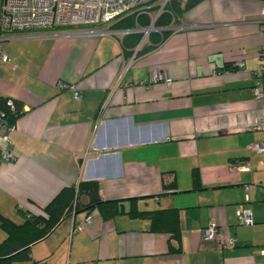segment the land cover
I'll return each mask as SVG.
<instances>
[{
	"label": "crops",
	"instance_id": "crops-1",
	"mask_svg": "<svg viewBox=\"0 0 264 264\" xmlns=\"http://www.w3.org/2000/svg\"><path fill=\"white\" fill-rule=\"evenodd\" d=\"M262 7L264 0H200L141 54L147 36L134 43L114 24L142 9L91 26L0 28V95L22 107L13 125H0V216L20 224L80 180L97 182L96 197L121 209L87 211L82 193L80 205L30 245L33 259L264 264V151L248 150L264 138L256 127L264 100L253 93ZM97 28L113 33L85 32ZM154 70L163 76L152 81ZM241 207L252 223L238 221ZM155 209H175L178 241L136 214ZM211 222L220 237L205 240ZM6 237L0 223V242Z\"/></svg>",
	"mask_w": 264,
	"mask_h": 264
},
{
	"label": "trees",
	"instance_id": "trees-1",
	"mask_svg": "<svg viewBox=\"0 0 264 264\" xmlns=\"http://www.w3.org/2000/svg\"><path fill=\"white\" fill-rule=\"evenodd\" d=\"M200 0H169L161 12L152 17L150 10H141L120 17L114 25L123 29H130V35L135 37L134 43L142 36V32L137 28L147 27L154 19V26L159 30H152L148 33V42L138 49L137 54L152 49L163 39H165L172 29L165 28L171 26L181 15L197 4ZM137 29V30H136ZM10 31V30H6ZM136 31V32H135ZM8 97L0 95V125L11 126L16 118L21 114L22 107L18 101L12 100V105L8 104ZM99 185L94 181L80 180L76 186L62 188L52 200L46 204L40 213L30 214L26 219L16 224L9 219L0 216L1 226L6 230L7 237L0 242V264H44L41 260L33 259L30 254V245L46 236L59 220L69 211L75 210L81 203V194L86 193L89 200L82 204V208L89 211L97 206L108 215L120 212L116 206V200H100L96 197ZM104 216H105V212ZM150 218V230L171 231V239L178 241V230L176 224L175 209H155L141 210L136 214ZM106 214V216H108ZM170 250H179L178 245L169 242Z\"/></svg>",
	"mask_w": 264,
	"mask_h": 264
},
{
	"label": "built area",
	"instance_id": "built-area-1",
	"mask_svg": "<svg viewBox=\"0 0 264 264\" xmlns=\"http://www.w3.org/2000/svg\"><path fill=\"white\" fill-rule=\"evenodd\" d=\"M153 1L154 0H2L0 7V28L20 32H41L57 27L91 26L115 20L133 10H144V6ZM168 1L169 0H161L158 3L159 11L157 15ZM258 22L260 23L262 33H264V7L261 9V16ZM139 30L146 31V36L150 32L146 27L139 28ZM154 30L159 29L154 28ZM130 31V29H124L123 33H128ZM85 32L97 34L113 33L108 28L85 30ZM0 58L7 59L1 47ZM234 65L240 66L242 65V61H235ZM256 74L258 79L253 86V93L255 97L264 100V42H262L259 48V65L256 69ZM162 76L159 70H154L151 80H158ZM164 79L169 82L167 76H165ZM58 86L64 88L68 85L59 82ZM69 87L72 88L74 96H78V90H76L73 85H69ZM8 104L12 105L11 99H8ZM0 122H2V120H0ZM9 127L10 126H8V128ZM256 127L264 130V114H261L258 120H256ZM3 137L6 138V135ZM248 150L264 151V138L259 142L250 144ZM3 157L8 159L9 154L5 152ZM236 216L241 223L250 224L253 222L251 211L247 207L238 208L236 210ZM216 226V222H211L201 230L205 240H213L220 237V232L217 231ZM234 242V237L228 238L229 244L232 245Z\"/></svg>",
	"mask_w": 264,
	"mask_h": 264
},
{
	"label": "rangeland",
	"instance_id": "rangeland-1",
	"mask_svg": "<svg viewBox=\"0 0 264 264\" xmlns=\"http://www.w3.org/2000/svg\"><path fill=\"white\" fill-rule=\"evenodd\" d=\"M161 0H154L153 2H151L150 4H148V5H145L144 7H147L149 10H150V13L152 14V17L155 19V17H156V15H157V13H158V11H159V6H158V3L160 2ZM153 19V20H154ZM175 22H177V20L176 21H174L173 23H175ZM151 23V22H150ZM150 25V24H149ZM154 28H156V27H154ZM154 28H151L150 27V31H152V30H154ZM158 28V27H157ZM165 28H170L171 29V26H167V27H165ZM142 32V35H143V39H146V34H145V32L144 31H141Z\"/></svg>",
	"mask_w": 264,
	"mask_h": 264
},
{
	"label": "water",
	"instance_id": "water-1",
	"mask_svg": "<svg viewBox=\"0 0 264 264\" xmlns=\"http://www.w3.org/2000/svg\"><path fill=\"white\" fill-rule=\"evenodd\" d=\"M150 27H154V20L146 27V29L150 30Z\"/></svg>",
	"mask_w": 264,
	"mask_h": 264
}]
</instances>
